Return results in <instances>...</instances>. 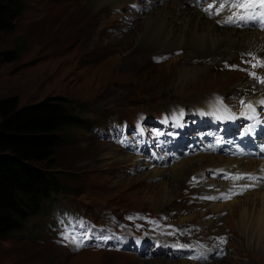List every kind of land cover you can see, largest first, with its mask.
<instances>
[{
  "label": "rangeland",
  "instance_id": "374dc122",
  "mask_svg": "<svg viewBox=\"0 0 264 264\" xmlns=\"http://www.w3.org/2000/svg\"><path fill=\"white\" fill-rule=\"evenodd\" d=\"M92 1L24 0L15 28L0 32V50L17 47L20 53L16 60L0 64V97L16 94L24 104L49 95L67 96L76 102L75 107L81 106L80 115L87 119L83 126L65 129L69 140L55 152L54 166L65 190L44 201L43 208L29 216L20 230L0 237V264H264V226L249 230L240 216L241 207L255 206L251 201L256 196L250 192L259 191L264 184L244 192L249 194L240 196L230 208L221 206L214 211L212 203L219 199L201 200L185 188L187 179L195 180L192 176L201 177L202 173L187 172L181 179L168 180L171 193L162 200L163 179L148 174L150 160L145 159L151 151L153 156H168L159 153L152 142L177 145V127L172 122L154 121L155 114L171 110L174 102H190L207 92L222 93L229 101L233 93H247L242 83L252 78L240 67L233 68L242 59L238 54L220 59L207 55L203 62L194 58L187 61L183 56L192 53L185 48L168 54L157 44H140L143 22L151 8L140 5L141 12L132 8L126 11L127 4L142 0ZM126 12L133 16H125ZM129 21L134 23L132 30L125 27ZM252 62L257 66L248 70L264 80L262 54L254 52ZM186 65L198 67L187 79L182 76ZM252 86L264 88V83L253 81ZM207 117L198 112L188 116L193 123H206L209 137L217 133V126L207 124ZM127 120L130 126L121 129L129 124ZM178 145L183 146L180 142ZM117 148L130 153L133 149L135 156L146 155L137 156L141 162L117 159L121 155ZM164 166L168 172L172 167L168 168V163ZM206 178L209 180L196 181L201 191H211L215 185L210 170ZM233 179L230 175V183ZM214 180L222 182L223 175ZM131 209L161 216L145 218V226H124L118 218ZM215 214L226 227L223 222L215 223ZM84 215L99 223L98 230L83 222ZM165 217L191 225V231L205 238L207 229L228 233L226 249L218 251L219 255L208 253L200 262L197 253L188 261L184 250L192 252L186 248L166 246L172 255L148 252L153 239L145 231ZM208 218L207 226L195 225ZM198 226H202L200 230ZM67 229L81 233L76 237ZM119 231L125 232L122 237L126 243L120 249L112 247L118 243ZM96 241L99 243L93 246ZM192 242L200 251L207 246Z\"/></svg>",
  "mask_w": 264,
  "mask_h": 264
},
{
  "label": "bare ground",
  "instance_id": "6f19581e",
  "mask_svg": "<svg viewBox=\"0 0 264 264\" xmlns=\"http://www.w3.org/2000/svg\"><path fill=\"white\" fill-rule=\"evenodd\" d=\"M101 1H105V0H94L92 1V4H97ZM116 1L117 0H113L114 3ZM142 1L144 2L148 0H142ZM155 1H158L159 3L155 4ZM146 5L148 9L151 8L152 10L151 12L147 13L145 16V20L143 22L144 30L142 36H140L141 38H143V41L140 40L139 41L140 44H143L144 42H147V44H155V45L157 44L160 50L163 51L167 50L168 54H171L170 52H175V53H178L180 51L183 52V50L179 48H185L188 51H190L192 55H189V53H187L183 56V59H187L188 61L194 58L196 59L197 62H203L204 57L207 55L213 59H220V58H225L227 55H230V57H234L236 56V54H238L237 56L238 58L247 61L249 64H252V60H253L252 52H257L259 54H262V56H264L263 31L257 29H251V28H238L234 24L229 25L225 23L224 24L217 23V21H219L220 18H227V16L230 14V12L227 9L220 15H215L213 16V18H209L205 14V12L201 11L196 6L190 5L187 0H150ZM132 7L133 4H127L126 11ZM216 7H218V4H216ZM213 9L215 10V7H213ZM124 15L133 16L132 12L130 13V15L127 12L124 13ZM133 26L134 23H131L129 21L125 27L130 28V30H132ZM192 49L194 50L191 51ZM200 53H201V58H197V56ZM197 69L198 67L195 66H187V65L183 66L182 68L183 78L187 79L189 76H192ZM230 73H234V71H231ZM257 80H259V77L255 76L251 80L248 79L246 83L244 84L242 83V85L246 88L247 93L246 94H241L240 92L233 93L232 96H230L231 104H232V107H230V109L219 98V95L214 94L213 92L204 93L202 94L203 96L197 97L195 100H191L190 102L188 101L185 103L174 102L169 107L178 106L193 111H200L203 106H210L211 108L216 109L218 116L221 118L223 117L230 118V121H232L236 117L241 115L247 117V119L250 120L258 117L259 106L260 105L264 106V104L258 103L259 101L264 100V88H259V87L255 88L252 86L253 81L255 82ZM248 104L252 105L251 110L247 107ZM116 150L121 154L117 157V159L130 158L133 160H138L139 162L143 161L140 160L139 157L135 156L134 153L125 152L120 148H117ZM217 155L218 154H213L211 152H207L205 154L193 155V151H192V155H190L188 151H185L184 157L186 156L189 157H187L186 159H182L183 158L182 157L181 158L182 160L179 159L180 161L177 159L171 161L169 158L159 159L155 157L153 160L150 161L151 163H149V167L151 168V170H149L148 174L163 179L161 185L162 186L161 198L163 200L169 198L168 197L169 193H171V189L168 187L167 181L170 180L171 178L175 180L181 179L183 174L186 175L187 172L197 173L198 175H200V173L203 174L206 172L207 167L227 168L229 166H231V169H233L234 172L236 171L237 167H239L243 171H248L262 164L261 160L256 158L232 157V156L222 157L220 155L218 156ZM175 162L176 164L172 166V164ZM164 163H168V168L172 166L169 172L165 170L166 168L164 166ZM158 166H161L162 168ZM184 183L186 186L185 188L189 189L192 192V197L195 196L196 198H199L203 195V192L199 190L198 184L195 180L187 179ZM260 186L261 185H258L255 189H258ZM237 189L244 190L245 192L250 191V190H246L247 188L244 187L242 188L238 187ZM234 193H236V190L234 191ZM250 193H253L256 196L251 201L252 204L255 206H252V208L241 207L240 216L243 217L244 219L243 222H246L247 226L249 227L248 228L249 230H251L252 226H253V230H257L260 229L262 226H264V185L259 188V191L255 190ZM243 194L245 195V193ZM243 194L232 196L229 200H227L230 202L223 205L216 206L215 203H222V202H213L212 203L213 210L217 211L218 209H220L221 206L230 208L232 204L240 200V196H242ZM248 194L249 193H246L245 196H247ZM257 203H259V205H256ZM252 209H257L259 210V212H257V214H254ZM213 217H215L214 219L215 223L223 222L225 226L224 220L219 219L217 214L213 215ZM242 217L240 219H242ZM209 222L210 219L208 218V219H204V221L201 223L198 224L193 223V224L207 226ZM180 224L182 227L187 225V224L185 225L182 224V222H180ZM200 227L202 226H198L197 229L200 230ZM170 229L171 227L169 224H164L160 226L156 222L150 225L147 234L152 236V238L155 240L157 244L166 246L171 238L170 234L168 233ZM156 234H160L162 237H158ZM228 236H229L228 233L219 234L216 231L207 229L206 238L202 236H198L203 238L202 241L203 244L204 243L207 244V246L204 247L200 251V254L198 255H202L204 253H209L211 251L218 250V248H223L224 246L227 245ZM221 238H223L224 242H221ZM192 241L198 242V240H194L192 238L185 239L183 242L184 243L183 250L184 248H186L192 252L193 249H195L194 246L192 245L193 243ZM184 263L185 261H180L177 263L172 262L168 264H184Z\"/></svg>",
  "mask_w": 264,
  "mask_h": 264
},
{
  "label": "trees",
  "instance_id": "16d2710c",
  "mask_svg": "<svg viewBox=\"0 0 264 264\" xmlns=\"http://www.w3.org/2000/svg\"><path fill=\"white\" fill-rule=\"evenodd\" d=\"M23 6L24 0H0V32L15 28ZM19 55L17 47L1 49L0 64ZM75 105L60 95L24 104L16 94L0 97V237L20 230L44 201L65 190L54 159L69 140L65 129L87 120Z\"/></svg>",
  "mask_w": 264,
  "mask_h": 264
},
{
  "label": "snow or ice",
  "instance_id": "6c2138e0",
  "mask_svg": "<svg viewBox=\"0 0 264 264\" xmlns=\"http://www.w3.org/2000/svg\"><path fill=\"white\" fill-rule=\"evenodd\" d=\"M214 4H218V7H215V13H213L212 11ZM226 9L230 12V14L223 21H217L218 23L223 22L225 24H236L239 21L247 24L249 21H255L259 23L261 27H264V0H213V3L208 4L207 8H205L204 11L209 15H220ZM256 66L257 65H253V67ZM252 75L255 74L253 73ZM261 82L264 83V80H261ZM258 103L264 104V100H261ZM247 107L250 110L252 109L251 104H248ZM244 176H247V178H252L251 174H244ZM244 176H237L235 178L240 179L244 178ZM253 186L254 185H248L244 187ZM204 198L215 199V197ZM221 242H224L223 238H221Z\"/></svg>",
  "mask_w": 264,
  "mask_h": 264
}]
</instances>
